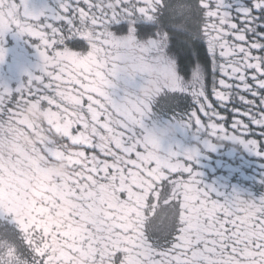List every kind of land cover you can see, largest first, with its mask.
<instances>
[{
	"label": "snow or ice",
	"instance_id": "1",
	"mask_svg": "<svg viewBox=\"0 0 264 264\" xmlns=\"http://www.w3.org/2000/svg\"><path fill=\"white\" fill-rule=\"evenodd\" d=\"M140 18L160 26L145 42L131 27ZM122 20L129 32L117 36L110 26ZM10 31L32 41L41 63L16 89L0 88V264H264V195L255 216H242L235 192L199 180L197 147L162 152L150 135L166 115L209 148L229 139L264 155V143L244 138L250 124L264 138V0H58L51 15L0 0V40ZM175 33L186 37L177 50ZM77 39L85 51L68 46ZM145 83L159 84V99L137 94ZM180 96L192 100L183 114L173 107ZM229 101L240 105L231 108L240 135L219 110ZM29 102L48 110L46 124L20 118ZM36 132L54 138L26 146ZM60 161L68 172L54 178L48 167ZM70 201L72 211L53 218Z\"/></svg>",
	"mask_w": 264,
	"mask_h": 264
},
{
	"label": "flooded vegetation",
	"instance_id": "2",
	"mask_svg": "<svg viewBox=\"0 0 264 264\" xmlns=\"http://www.w3.org/2000/svg\"><path fill=\"white\" fill-rule=\"evenodd\" d=\"M175 3V0H171ZM28 7L35 11L43 10L46 15H51L58 7V0H27ZM167 24V20L164 21ZM196 22L190 25L191 30L194 31ZM129 22L122 20L110 26V30L117 36H126L129 32ZM135 28L134 35L140 42H145L150 39L159 29V25L144 19H136L135 23L131 25ZM166 31L170 30L168 27ZM186 37L182 33H175L170 46L173 50H177L184 42ZM68 46L74 51H85L87 45L85 42L77 39L75 41H68ZM0 48L4 49V58L0 61V88L7 86L10 89H16L21 83L28 79V74H36L39 72V65L41 63L38 52L32 41L24 35H20L14 31L5 34L3 40H0ZM203 51V49H202ZM190 57L187 53L182 55V63L188 64ZM211 69L209 68V72ZM211 76L207 77L208 91H211ZM114 91L116 96L122 95L119 88ZM249 99L252 97L246 93ZM179 95V94H178ZM210 99L215 101L214 97ZM233 103L240 107L238 102L229 101L228 111L219 109L221 114L225 117V127L229 135L242 134L234 132L231 128V123L234 119L231 112ZM192 104L191 97L180 96L179 101L173 106L177 114H183ZM172 112H169L171 115ZM165 115L162 119H167ZM243 118L247 123V117ZM161 119V121H163ZM250 132L244 134L245 139H257L258 142L264 143V138L261 137L262 129L255 125H249ZM213 147L209 148L204 145L200 135L195 133V130L182 129L178 132L176 140L171 146L165 145L161 151L166 152L170 147L172 151L183 152L185 149L197 147L199 155L193 162V167L200 174L199 180L204 186L214 188L217 192L223 193L225 196L231 197L233 192L237 193L243 191L245 195H251L259 198L264 195V155H256L252 151L245 148L242 143L234 142L229 139H220L213 141ZM234 193V194H235ZM58 208V206H57ZM56 208V209H57ZM165 209L161 207L158 209L156 216L151 217L150 220L153 226H158L161 219L165 215ZM60 212L57 211V215ZM0 223H3L0 221ZM12 233L11 239L21 247L26 249V243L21 241V236L14 226L9 225ZM151 232L153 238H158L161 234L157 232V228H153ZM3 226L0 225V235L3 234Z\"/></svg>",
	"mask_w": 264,
	"mask_h": 264
},
{
	"label": "clouds",
	"instance_id": "3",
	"mask_svg": "<svg viewBox=\"0 0 264 264\" xmlns=\"http://www.w3.org/2000/svg\"><path fill=\"white\" fill-rule=\"evenodd\" d=\"M129 72L127 68L121 69V80L120 83L123 84L124 79L128 76ZM159 84L157 83H145L138 90L137 94L142 98H155L159 99L158 93ZM20 118L25 121H31L33 123L46 124L48 120V110L42 107L40 104L35 102L24 103L20 109ZM182 129L171 122L156 120L154 126H150V135L152 139L163 148L165 145L171 146L176 140L177 134ZM54 137H49L41 132H36L34 134L27 135L23 137L22 142L27 146L42 140L52 139ZM48 172L54 178H63L67 172V162L60 161L55 164H51L48 167ZM76 201H70L58 205L57 209H54L51 213L53 218L57 217V211L66 214L75 207ZM233 206L238 209L242 216L253 217L255 216L260 208L256 203L255 197L251 195H245L243 191L235 193L232 197Z\"/></svg>",
	"mask_w": 264,
	"mask_h": 264
}]
</instances>
